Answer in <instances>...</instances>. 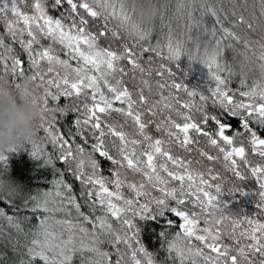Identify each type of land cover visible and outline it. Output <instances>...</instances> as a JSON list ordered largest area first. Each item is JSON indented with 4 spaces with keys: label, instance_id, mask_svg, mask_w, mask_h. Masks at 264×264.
Listing matches in <instances>:
<instances>
[{
    "label": "snow or ice",
    "instance_id": "1",
    "mask_svg": "<svg viewBox=\"0 0 264 264\" xmlns=\"http://www.w3.org/2000/svg\"><path fill=\"white\" fill-rule=\"evenodd\" d=\"M20 3L21 0H11V6L8 3L0 6V16L10 13L6 23L7 37L0 35V50H3L0 51V66L6 75L23 78L31 72L30 78L33 81L39 79L43 95L32 98L35 105H42L39 128L43 130L45 139L53 149L60 151L56 159L65 164L74 178L80 181L85 203L92 211L86 214L82 210L83 205L78 203L77 197L72 194L73 189L65 182L63 172L52 182L54 193L32 195L27 192L18 207L37 214L39 219L34 228L26 233L31 239L23 246V255L19 257L17 264H74L77 257H80L81 264H127L128 260L131 264H158L154 253L148 251L141 242V229L135 221L167 219V213L179 218V231L171 239H168V231H161L159 236L167 245L165 251L174 261L178 260L179 264H241V260L244 264H257V256L258 264H264V222L244 220L243 223L248 224L249 229L240 231L239 236L236 235V229L241 221L236 219L231 220V232L223 233L219 227L214 230L209 222L208 209L216 207L223 213L227 205L221 207L218 197L207 190L213 185L205 179L204 173H193L190 160L186 162L174 157L165 149L166 141L163 138H154L148 131L154 124L157 132L163 130L167 136L174 137L186 151L191 150L189 146L194 142H199V137L206 138L207 143L223 155L224 161L230 166L227 170L232 171L241 180L245 177L239 170L240 162L247 165L251 177L255 178L259 185L258 207L264 209V138L261 135V132H264V63L260 65L261 80L249 85L247 79L242 77L239 89L234 91L229 84L230 78L236 73L221 62L225 48L233 47L231 41L239 44L242 38L228 27L221 26L211 31L205 29L219 53L205 65L214 81V87L209 89L210 97L194 90L183 89L191 98L199 95V100L204 104L196 107L191 101L181 102L171 92L164 95L167 89L179 92L183 88L181 83L172 81L168 84L157 81V87L160 89V100L157 104H161L165 110L175 111L183 122H176L171 115L159 123L146 122V114L153 117L157 115L156 105L145 111L138 110L147 103V98L143 89L136 93L138 99H134L133 91L121 86L128 70L120 62L126 61L132 71H147V74L151 75L152 56L145 54L154 53L162 60L177 62L179 67L178 62L184 54L180 41L174 45L171 36L169 37L166 56L162 49L152 46L151 32L131 23V17L125 7L127 0H32L31 14L23 12L18 7ZM260 4L261 16H264V0H260ZM49 9L59 11L60 16L57 18L50 14ZM211 12L213 16H217L215 10ZM191 15L189 13V16ZM101 18L104 24L97 27ZM110 18L118 20L120 27L128 31L129 35L135 36L138 41L148 42V46H140L137 52L136 45L129 47L128 44H122V51L114 50L113 40H119L120 37L116 30L108 28ZM239 22L247 23L248 28H253V24L245 21L243 16L239 17ZM216 24H220L219 17ZM8 39L13 43L18 42L27 53L28 67L13 54L12 46L6 43ZM42 39L50 40L52 45H41ZM192 39L191 36L188 37L189 41ZM101 40L104 41L103 45ZM225 41L229 43L225 45ZM249 44L250 41L243 39L245 49ZM34 45L40 47L35 48ZM55 45L61 46L60 51L64 52L67 58L61 59L54 48ZM260 47L262 52L259 60L264 62V43H261ZM200 50L201 44L197 41L194 52L199 53ZM8 60H11L10 65ZM141 60H146L149 69L146 70L141 65ZM188 60L192 62L191 55ZM71 61L76 62L75 66ZM42 63H46V69L41 67ZM58 68L63 69V73L58 71ZM225 72L227 76H222ZM165 73L169 77L174 75L171 69L161 63L156 75L163 79ZM50 74L54 78H47ZM141 83L151 91L147 80L142 79ZM15 87L20 90L21 84L16 83ZM81 96L91 100V104H83V114H80V108L73 107L70 103L72 98ZM62 98L69 103L61 106ZM210 98L213 108H219L222 113L240 121L239 129L231 131L219 115L207 110L206 105ZM50 102H54L55 106H50ZM116 104L120 106L117 107ZM176 105H179V108ZM180 109L187 111L182 112ZM194 109L198 118H194ZM44 113H51L48 120H45ZM70 113L78 114L74 121L75 136L85 137L86 132L91 133L93 142L87 157V169L90 170H86L85 147L79 144L73 147V142L59 135L55 129L57 114L67 117ZM112 113L130 120L134 133L124 131L121 124L110 123L107 118ZM165 124H170L171 127H165ZM253 124L258 125V129L253 128ZM172 129L176 131L173 132ZM192 133H195V136ZM107 137L115 138L112 140L115 154L109 150ZM237 138L241 141L239 145L236 143ZM245 141L250 146L251 153L261 158L260 163H253L248 159L249 152ZM30 143L33 149L30 152L31 157L41 160L45 166L55 170L53 155L45 154L43 150L38 152L34 139ZM83 143H88L87 138ZM145 143L147 149L138 152L137 148ZM18 151L17 148L12 149L11 153ZM97 154L99 158L114 166L110 178H105L100 173L101 164ZM200 155L210 162L218 159L202 150ZM158 157H163L164 162L158 164ZM8 160L9 156L0 154V165H6ZM169 163L177 170H171ZM121 169L138 173L142 179L139 182H130L127 175H122ZM181 169L183 171H180ZM213 172V168L209 167L211 180L221 179L219 174ZM161 173H166V176ZM170 181L179 182L178 187H169ZM124 188H127L132 196H126L122 191ZM149 188L158 191L160 195H152ZM215 192H222L219 184L215 186ZM243 194L244 192L241 193ZM0 199L16 207L14 200ZM189 204L191 207L186 209L185 206ZM57 213H63L64 218L58 219ZM0 219H6L18 232H24L20 222L14 216L6 215L2 205ZM228 219V216L222 215L215 223L221 225ZM56 226H59V230ZM173 226L174 222L167 219L166 227L171 229ZM225 234L232 239V244L222 242ZM241 238L249 243L242 244ZM104 245H109L114 251H104ZM233 250L236 253L234 255Z\"/></svg>",
    "mask_w": 264,
    "mask_h": 264
},
{
    "label": "rangeland",
    "instance_id": "2",
    "mask_svg": "<svg viewBox=\"0 0 264 264\" xmlns=\"http://www.w3.org/2000/svg\"><path fill=\"white\" fill-rule=\"evenodd\" d=\"M214 0H156V3L159 6L160 12L158 15V18L149 26H141V28L144 31H150V43L152 46L157 47L159 49H162L164 52V55H167V48L166 45L168 43L169 37L171 36L172 42L175 45L177 41H180L183 46V52L184 54L181 56L179 60V67H177V62H170L166 59H161L160 57H156L154 53L145 54L146 56L151 55L152 56V74L148 75L147 71L145 73H141L139 70L132 71L131 66L127 65L126 61H121L120 63L125 66L126 70H128V75L123 77L124 83L121 85L122 87H128L130 91H133L134 93V99H138V96L136 93H138L141 89L144 91V95L147 98V103L143 105L142 107H139L138 110L145 111L147 108L152 107L153 105H156L155 111L157 113L156 116H150L145 115L144 119L145 121H155L159 123L162 119L168 117L171 115L172 119L176 120L178 123H182L183 121L179 116L176 115L175 111H169L163 109V106L161 104H157V102L160 100V89L157 87V81L168 83L170 84L172 81H176L178 83H181L183 85V88L176 92L174 89H167L164 91V95H168L169 92L174 97H177L181 102H193L196 107H200L204 102L199 100V95H197L195 98H191L187 95V93L183 89H188L189 91H196L198 94H204L206 96L210 97L209 89L214 87V81L211 79V75L208 73L207 69L199 64H196L194 62H189L188 56L191 55L196 47V42L198 41L201 44V48L203 46V43L207 40H212L210 36L207 35L205 29L208 31H211L213 28H219V26H224L230 28L232 31H234L236 34H238L242 41L241 43L237 44L235 41H231L233 44L232 48H225L224 55L221 58V62L227 64L233 72L236 73V75L232 76L230 78L231 83L229 84V87H231L234 91L239 89V81L242 77L247 79V82L249 85H251L254 81H259L262 79L261 75V63H264L259 60V56L262 52V49L260 47L261 43H264V16H261V4L260 0H257L259 4V10L257 13H254L250 10V7H248L244 2L246 0H221L220 3L211 4ZM4 3H8L9 6H11V0H0V6H2ZM133 4V0H127L126 3V11L127 14L131 17V23H133L132 13H131V7ZM32 0H21V3L18 5V7L21 8V10L25 13L31 14L32 12ZM224 5H226L229 9V13L234 17V19H231L227 23L225 22L224 15L219 16H213L211 9H214V7L218 6L217 13H220L219 8L223 9ZM213 7V8H212ZM253 8V6H251ZM255 9V8H253ZM50 14L56 16L57 18L60 16L59 11H53L49 9ZM189 13L192 15L189 16ZM243 16L245 21L252 23L253 28H248L247 23L241 24L239 22V17ZM10 17V13H5L3 16H0V35H4L7 37V29H6V23L7 18ZM217 17H219L220 24H216ZM11 19H15L14 17H11ZM71 21H68L70 23ZM226 23V24H225ZM104 24L103 18H101L96 25L97 27ZM23 26L22 23L20 25ZM109 29L116 30L118 32V35L120 37L119 40H113V48L117 51H122V48L120 45L122 44H128L129 47H132L133 45H136V51L138 52L140 49V46H148V42H141L136 39L135 36L129 35L128 31H126L124 28L120 27V22L116 19H109L107 24ZM191 36L193 39L191 41L188 40V37ZM25 39L27 37L25 36ZM243 39H247L250 41L249 47L245 49L243 47ZM6 43H9L13 48V54L17 56V58H20L22 61V64L25 67H28V56L27 53L24 51V49L21 47V45L18 42L13 43L10 39L6 40ZM102 45L104 44V41L101 40L100 42ZM214 43V42H213ZM229 41H225V45L228 44ZM41 45L43 46H50L52 45V42L48 39H42ZM35 48H39L40 45H34ZM54 48L56 49L57 53L60 55L61 59L67 58L65 53L60 51L61 46L55 45ZM3 51V50H0ZM7 56V53H5ZM9 65L11 64V60H8ZM73 66H75L76 62L71 61ZM141 65L147 70L149 69V65L146 62V60L140 61ZM163 63L167 68L171 69V71L174 73L173 76L169 77L167 73H165L163 79L161 77L156 75V71L159 70L160 64ZM42 68L47 67L46 63H42ZM61 73H63V69H57ZM32 75L31 72H28V74L23 78H18V76L14 75H6L4 73V69L2 66H0V77H2V80H0V87L7 88L10 90H16L15 84L20 83L22 84L25 78H29ZM222 76H227V73H222ZM135 77V79H133ZM47 78H54L52 74H50ZM111 79V78H110ZM147 80L149 82V85L151 86V91H149L148 87H145L141 80ZM40 81L39 79L33 81V87L31 89V99L33 97L39 98L43 95V89L42 87H39ZM52 91H56L55 89H52ZM106 91V89H105ZM175 103V101H172ZM69 103L68 100L61 99L60 105L63 106L64 104ZM71 105L73 107L80 108L81 113L83 114V104L88 103L91 104L90 99H86L85 96H81L79 98H72L70 101ZM41 109V104L38 103L37 105ZM50 106L54 107V102H50ZM115 106H120L119 104H116ZM177 108H179V105H176ZM207 110L210 113H214L220 116L221 120L230 126L231 131H235L239 129L240 127V121L237 118H232L227 116L226 114L222 113L219 108H213L211 105V98L207 102ZM182 112H186L187 109H180ZM194 112V118H198ZM45 120H48V118L51 116V113H44ZM76 113H70L67 117H61L59 114H57V119L54 122L55 129L59 135L62 134V130L65 129L66 126H68V132L72 139H70L73 142V147L75 145L79 144L81 146L85 147V153H84V159L86 163V170L87 169V157L88 154L91 152V144L93 142L91 133L86 132L85 137H78L75 136V119L77 118ZM110 123H116L123 125V130L126 132H129L130 134L134 133V126L132 125L131 121L128 120L126 117H123L117 113H112L110 117L107 118ZM41 123V120H39L35 126V134L33 135L31 140H35L37 144V151L43 150L45 154H51L53 155V164L55 168V172L59 178V173H64V180L66 183H68L72 189V194L77 197V202L81 200L82 202H85L83 194H82V186L80 184V181L75 179L72 175L71 170H69L65 164H63L59 159H56L60 155V151L58 149H53L52 145L45 139V133L42 129L39 128V125ZM255 126V125H252ZM165 127L170 128V124H165ZM258 125L256 129H258ZM209 130H212V126L210 124ZM150 135H152L154 138H163L166 143L164 145L166 150H169L171 154L174 157H179L183 160L191 161L190 169L193 171V173H204L205 179L209 180V182L213 185L212 188L207 189L212 195H215L218 197V203L221 207L224 205H227V208L225 211L220 214L219 218L221 216H228V220H224L221 225H216V223H212L211 226L215 230V228L219 227L223 233L231 232L232 230V224L231 220L236 219L241 221L240 226L236 229V235L239 236L240 231L249 229V225L246 223H243L246 219H253V220H259L260 222H264V209H261L258 207L260 203V197L258 195L260 189L259 185L256 182L255 178L251 177L250 172L248 170V167H242L240 166L239 170L242 173V175L245 177L243 180L237 178L234 173L230 170H227L230 166L227 164L226 161L223 159V155L219 153L218 149L212 148L206 141V138L199 137V142H194L192 145L189 146L191 149L190 151H186L184 148H182L175 140L174 137H169L166 135V133L162 130L160 132H157L155 130L154 124L151 125L148 129ZM173 132L176 131V129H172ZM264 133V132H263ZM65 136V138L69 139ZM193 136H195V133H192ZM74 138V139H73ZM87 138L88 143L85 145L83 143V140ZM137 139H140V137H135ZM115 138L107 137L106 143L109 147V150L115 154V148L112 147V140ZM30 140V141H31ZM29 142L22 144L17 149H19L16 153H4V155H13V154H29L33 150L32 144ZM237 145L241 143L240 138H237L236 140ZM246 149H250V146L247 144V141L244 142ZM227 147V146H225ZM147 144H142L137 148V151L146 150ZM205 151L208 154H211L213 156L218 157V159L214 162L207 161L205 157H202L200 155V151ZM253 155V154H252ZM100 159V173L105 178H110L113 170V165L107 160H104L102 158L98 157ZM164 162L163 157L157 158V163ZM257 163H260L257 162ZM3 165H0V178L2 179H12L10 175L5 174L2 172L1 169ZM168 167L176 171L177 169L173 168L171 163L168 164ZM212 167L214 172L213 174H219L221 179L218 180H211V176L208 173V168ZM246 170H245V169ZM122 175H127L128 181L130 182H139L142 177L138 173H133L130 170L121 169L120 170ZM180 171H183L182 169ZM161 175H165L166 173H161ZM225 178L227 179V183H225ZM70 181H72L73 185L70 184ZM18 183L17 181H15ZM20 184V183H18ZM179 182L177 181H170L169 187L177 186L178 187ZM219 184L221 186L222 192L216 193L215 192V186ZM243 186H242V185ZM187 185V182H185V186ZM23 188V187H22ZM229 189L235 190V192L229 191ZM149 191L152 192V195L158 196L160 193L154 189L149 188ZM124 194L126 196H132V193L129 192L127 188L122 189ZM25 189H23V193L15 198L13 197H6V200H14V204L16 207H14L16 210L20 211H27L26 209H21L18 207L20 205V200H23L24 195L27 193ZM46 192H53L54 188L52 187L46 191ZM244 192L243 195L241 193ZM29 193V192H28ZM232 193V194H230ZM43 194V193H42ZM39 194V195H42ZM5 198V197H0ZM80 198V199H79ZM143 199H141V202H143ZM0 205H2L6 210V215L10 210V207L12 205L7 204L3 199H0ZM84 207L91 212L92 210L89 209L87 203H83ZM186 209H189L191 206L186 205ZM198 210V209H197ZM29 215L27 217H34L36 224L38 223V215L34 214L30 211H28ZM22 213V212H21ZM86 214H90L85 212ZM99 214V213H97ZM9 216V215H8ZM167 219H171L174 222V235L176 232L179 231L178 225L181 223L178 217L173 216L171 213L166 214ZM22 219L23 216L21 217ZM58 219H63V213H57ZM159 220H165L167 224V219L164 218H158ZM151 221V220H150ZM138 226L140 227L142 231V226L147 221H135ZM21 225V228H23V225ZM57 230H59V226H56ZM24 232H18L15 227L10 225L6 219H0V258L3 255V252L12 253L13 254V263L17 264L18 259L21 255H23V246L30 241L31 237L27 236L26 233L28 232L27 229L23 228ZM140 239H141V233H140ZM142 242V239H141ZM223 243L232 244V239L229 238L226 234L223 238ZM143 243V242H142ZM193 243H198L193 241ZM242 244H247L249 241L241 238ZM144 245V243H143ZM145 246V245H144ZM122 247V246H121ZM146 247V246H145ZM104 251H114L109 245L103 246ZM232 254H236L235 250H233ZM143 259V257H141ZM1 260V259H0ZM257 264L259 257H256ZM158 264H161L159 260H157ZM163 264H179L178 260L173 259L170 262H163ZM127 264H131V261L128 260ZM241 264H244V261L241 260Z\"/></svg>",
    "mask_w": 264,
    "mask_h": 264
},
{
    "label": "clouds",
    "instance_id": "3",
    "mask_svg": "<svg viewBox=\"0 0 264 264\" xmlns=\"http://www.w3.org/2000/svg\"><path fill=\"white\" fill-rule=\"evenodd\" d=\"M159 12L156 0H133L131 13L136 25H151L158 18ZM218 54L216 45L209 39L203 43L199 53L191 54L192 62L205 67ZM32 87L33 80L30 77L24 79L19 91L0 87V154L11 153L12 149L29 142L35 134V126L41 120L42 113L32 102ZM22 193L20 184L12 179L0 178V197L15 198ZM208 212L211 224L222 214L216 207L209 208Z\"/></svg>",
    "mask_w": 264,
    "mask_h": 264
},
{
    "label": "trees",
    "instance_id": "4",
    "mask_svg": "<svg viewBox=\"0 0 264 264\" xmlns=\"http://www.w3.org/2000/svg\"><path fill=\"white\" fill-rule=\"evenodd\" d=\"M220 1L221 0H214L211 4L220 3ZM244 4L250 7L249 11H251V13H257L259 10V4L257 0H246ZM251 6H253V8L255 9L251 8ZM211 10H218V6L214 7V9ZM219 10L220 13H217L216 11L217 15H224L226 23L231 19H234V17L229 13V9L226 5H224L223 9L219 8ZM220 27L221 25L219 26V28ZM68 129V126H66L65 129L62 130V134L67 135ZM67 137L69 139H72L69 134L67 135ZM8 156L9 160L6 162V165H3V167L1 168L3 170L2 172L10 175L11 178L20 183L23 189H25L32 195H39L48 191L53 185L52 182L58 179V176L52 167L45 166L41 160H35L29 154H13L11 156ZM70 184L73 185L72 181H70ZM79 202H81L82 205L83 203H85L81 200H79ZM21 203L22 201L20 200V205ZM82 210L84 212L90 213L84 207V205ZM7 214L9 216H14L20 222V224H24L23 228L27 229L28 231L32 230L36 225L34 217H27V215L31 216L28 211L22 210L19 212V210H16L12 206L10 207V210ZM22 216L24 219L21 218ZM166 225V221L162 219H157L156 221H147L142 226L141 231V239L144 245L146 246V249L154 253L156 259L159 260L161 264H163L161 261H172V257L169 256L168 253L165 251L167 245L164 242V239L159 236V233L161 231H168L170 233L168 239H171L174 236V229L177 228L172 227L171 229H168ZM0 259V264H14L13 254L10 252H3V255ZM74 264H81L80 257H77L74 260Z\"/></svg>",
    "mask_w": 264,
    "mask_h": 264
},
{
    "label": "flooded vegetation",
    "instance_id": "5",
    "mask_svg": "<svg viewBox=\"0 0 264 264\" xmlns=\"http://www.w3.org/2000/svg\"><path fill=\"white\" fill-rule=\"evenodd\" d=\"M228 124H231V123H227L226 125H228ZM254 125V124H253ZM229 126V125H228ZM252 126V125H251ZM253 128H256L257 127V125H255V126H252ZM229 128H230V126H229ZM261 135H262V138H264V133L263 132H261ZM248 150V152H249V155H248V159H250L251 161H253V163H257V162H261V158L259 157V156H256V155H252V153H251V151H250V149H247ZM239 162V161H238ZM240 166H242V167H248L247 165H244L242 162H240ZM245 169V168H244ZM246 170V169H245ZM242 185V184H241ZM243 186V185H242Z\"/></svg>",
    "mask_w": 264,
    "mask_h": 264
}]
</instances>
